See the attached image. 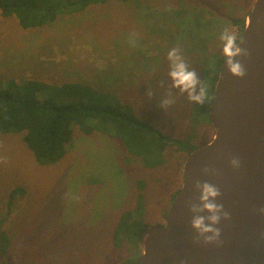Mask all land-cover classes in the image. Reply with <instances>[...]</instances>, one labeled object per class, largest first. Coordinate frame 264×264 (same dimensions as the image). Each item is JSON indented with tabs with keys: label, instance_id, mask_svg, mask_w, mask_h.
I'll use <instances>...</instances> for the list:
<instances>
[{
	"label": "rangeland",
	"instance_id": "374dc122",
	"mask_svg": "<svg viewBox=\"0 0 264 264\" xmlns=\"http://www.w3.org/2000/svg\"><path fill=\"white\" fill-rule=\"evenodd\" d=\"M253 3L110 0L36 29H24L15 17L0 12L1 86L11 78L88 84L94 96L104 94L106 103L130 106L185 146H167L146 167L109 135L74 129L66 155L40 165L23 133L0 135V234L9 236L0 264H122L141 249L140 241L115 242L120 215L133 209L141 223H164L182 185L189 150L206 145L215 134L208 121H194L187 93L172 87L168 52L179 49L202 81L201 69L213 73L224 57L221 32L227 28L240 37V26L229 17L247 15ZM60 95L36 93L60 104L99 101L91 93ZM168 98L174 103L165 109L160 102Z\"/></svg>",
	"mask_w": 264,
	"mask_h": 264
},
{
	"label": "water",
	"instance_id": "95a60500",
	"mask_svg": "<svg viewBox=\"0 0 264 264\" xmlns=\"http://www.w3.org/2000/svg\"><path fill=\"white\" fill-rule=\"evenodd\" d=\"M241 38L249 55L236 59L246 75H232L223 60L209 108L214 137L189 153L165 222L142 232L135 264H264V0H254ZM196 181L218 187L216 203L230 214L215 225L221 230L217 242L195 240L193 217L208 215L191 211L200 203Z\"/></svg>",
	"mask_w": 264,
	"mask_h": 264
},
{
	"label": "trees",
	"instance_id": "16d2710c",
	"mask_svg": "<svg viewBox=\"0 0 264 264\" xmlns=\"http://www.w3.org/2000/svg\"><path fill=\"white\" fill-rule=\"evenodd\" d=\"M108 1L110 0H0V12L5 18L15 17L24 29H36L54 23L62 15L104 5ZM247 15L229 17L233 24L240 26L238 42L246 26ZM224 59L225 57H220L213 73L204 67L201 69L202 82L205 87L209 86L210 91L203 105L192 103V116L196 123L208 121L211 124L209 108ZM1 84L0 79V135L23 133V141L40 165L55 164L66 155L73 142L74 129H79L85 135L95 132L109 135L128 155L140 159L146 167H152V158L169 145L177 146L178 150L185 148L179 139L165 137L156 127L142 120L130 106L120 101L106 103L104 94L94 96L92 92L95 90L91 85L80 82L54 84L28 78H11L6 82V87ZM45 90H52L54 94L63 96L91 93L99 101L98 104H60L53 99H39L36 93ZM139 187L144 188L143 181H140ZM141 199L142 194L139 195L140 202ZM133 212V209L123 211L116 222L114 238L117 244L126 240L139 244L142 232L149 226L134 219ZM0 239V251L6 255L9 236L2 232ZM140 254L139 248L122 264H135Z\"/></svg>",
	"mask_w": 264,
	"mask_h": 264
},
{
	"label": "clouds",
	"instance_id": "9594fccd",
	"mask_svg": "<svg viewBox=\"0 0 264 264\" xmlns=\"http://www.w3.org/2000/svg\"><path fill=\"white\" fill-rule=\"evenodd\" d=\"M219 38L223 42L222 52L229 72L234 76L244 77L246 69L241 61L236 59L238 56L249 55L248 50L241 47L244 43L243 38H240L238 42L237 35L230 33L227 28L221 32ZM168 60L170 61L168 75L172 80V87L178 89L181 93H187L189 101L203 105L207 99V91L204 83L199 79L197 71L189 69L188 64L179 54V49L177 48H173L168 52ZM197 88L199 89L198 91ZM148 95L152 96L153 92L149 90ZM172 103H174V99L168 98L161 101L160 106L167 109ZM231 164L234 168H239V158H233ZM207 171L208 169H205V172ZM195 187L200 190V203L191 205V211L208 213L207 216L196 215L191 221L192 227L198 233L195 240L199 242L202 237L206 244L217 242L221 230L215 227V225L220 222L221 215L227 219L230 214L223 210V204L216 203V198L221 195L218 187L209 182L201 183L200 181H196ZM260 212L264 214V208H261ZM209 233L211 235H208Z\"/></svg>",
	"mask_w": 264,
	"mask_h": 264
},
{
	"label": "flooded vegetation",
	"instance_id": "af4514ba",
	"mask_svg": "<svg viewBox=\"0 0 264 264\" xmlns=\"http://www.w3.org/2000/svg\"><path fill=\"white\" fill-rule=\"evenodd\" d=\"M165 219H166V216H165ZM162 224V223H161Z\"/></svg>",
	"mask_w": 264,
	"mask_h": 264
},
{
	"label": "bare ground",
	"instance_id": "6f19581e",
	"mask_svg": "<svg viewBox=\"0 0 264 264\" xmlns=\"http://www.w3.org/2000/svg\"><path fill=\"white\" fill-rule=\"evenodd\" d=\"M249 13V12H248Z\"/></svg>",
	"mask_w": 264,
	"mask_h": 264
},
{
	"label": "built area",
	"instance_id": "2783aa9c",
	"mask_svg": "<svg viewBox=\"0 0 264 264\" xmlns=\"http://www.w3.org/2000/svg\"><path fill=\"white\" fill-rule=\"evenodd\" d=\"M243 33V32H242Z\"/></svg>",
	"mask_w": 264,
	"mask_h": 264
}]
</instances>
